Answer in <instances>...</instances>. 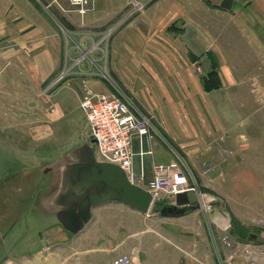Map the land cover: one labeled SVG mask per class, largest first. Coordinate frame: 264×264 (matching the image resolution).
<instances>
[{"label": "rangeland", "instance_id": "rangeland-1", "mask_svg": "<svg viewBox=\"0 0 264 264\" xmlns=\"http://www.w3.org/2000/svg\"><path fill=\"white\" fill-rule=\"evenodd\" d=\"M225 1L150 0L143 10H134L131 0H115L117 14L103 26H74L69 20L62 25L57 19L65 31L63 64L46 84L32 86L33 79L21 71L3 73L0 264H43L52 251L74 249L66 246L70 243L53 247L50 239L112 241L92 232L91 224L72 232L45 213H51L45 205L51 196L44 195L45 169L57 165L60 181L62 165L84 159L86 145L94 148L81 107L85 83L122 96L140 119H147L148 140L162 147L166 160L156 161L149 176L134 171V182L146 188L162 168L163 173L178 170L203 201L199 209L185 205L170 213L176 197L160 194L148 213L133 210L126 226L118 220L115 239H126L128 253L136 258L193 255L205 264L254 262L246 245L264 244V100L253 90L252 71H235L234 47L219 39L218 12ZM61 5L45 10L52 18H98L93 0L84 12L62 0ZM243 57L251 62V55ZM64 69L66 76L49 87ZM193 74L200 76L203 89ZM226 79L223 92L214 91ZM172 130L178 134L171 135ZM186 132L200 141L191 144ZM18 170L13 182L12 172ZM212 199L221 202L209 205ZM103 248L111 249L98 247Z\"/></svg>", "mask_w": 264, "mask_h": 264}, {"label": "crops", "instance_id": "crops-1", "mask_svg": "<svg viewBox=\"0 0 264 264\" xmlns=\"http://www.w3.org/2000/svg\"><path fill=\"white\" fill-rule=\"evenodd\" d=\"M115 3V0H93L95 15L98 18H52L45 8L53 5L61 7V0H0V87L4 86L5 82L3 73L8 70L24 72L33 79L32 86L46 84L63 64V36L65 31L62 26L58 25L57 19L62 25H64L63 20H69L74 26H80L83 23L97 27L103 26L110 23L116 16ZM126 3L124 2L120 9ZM218 13L221 23L219 39L223 46L234 47L238 60L235 64V71H252L253 88H255L253 90L259 100H264V0H227L224 5H220ZM233 36L236 39L234 43L232 42ZM214 51L216 52L213 50V53H215ZM231 51L233 52V50ZM195 53L200 54L202 52L195 51ZM216 53L215 55H217ZM247 55H251V62L245 63L247 61L243 56ZM221 68L223 70V67ZM225 68L227 70L229 67L226 66ZM230 77L232 78V76ZM236 77L239 79L241 76L237 73ZM193 80L197 82V86L200 85L199 89L204 88L200 76L193 74ZM227 82L226 79L223 87L214 91L222 93L223 89L227 87ZM16 112L17 117H19L18 111ZM170 133L171 135L178 134L174 130ZM185 136L191 144L200 141V136L193 137L194 139L188 138V136H192L191 132H186ZM144 139L146 143H144ZM153 148L156 155L153 154ZM12 149L15 148L12 147ZM94 151L96 154L95 147ZM134 152L133 164L138 176L141 172L140 169L144 170L145 176H149L152 165L156 161L166 160L161 145L157 142H150L148 135L135 137ZM141 152L145 153L141 155ZM69 165L61 166L60 181H58L57 165H50L44 171L46 180L44 195L51 194L45 200V205L48 204L51 207V213H48V210L45 213L53 215V218L66 230L69 229L57 218V210L65 208L69 201L68 195L62 189L63 178L70 168ZM14 171L12 172L13 182L18 181L20 176L19 170L17 175ZM133 210L144 213L116 200L103 202L92 207L91 217L82 228L91 224L92 232H102V235L97 234L112 241L109 243L106 240L105 242H96L93 238L50 239L49 242L53 247H63L65 246L63 243H70L66 246H71L74 249L67 254H64L62 250L52 251L49 255L44 256L43 264H106L110 259L128 253L130 250L126 239L122 241L115 239L117 229L114 224L119 220L126 226V216H132ZM128 230L131 235L132 226L129 223ZM106 245L111 247L109 252H106L105 248L103 250L98 249V247L102 248ZM246 246L251 247L247 248V251L250 253V258L254 260L252 264H264V256H262L264 244L260 248L257 247L259 245ZM261 251L263 252L261 253ZM136 259L137 264H197V262L205 264L199 257L193 255H178L176 257L143 255Z\"/></svg>", "mask_w": 264, "mask_h": 264}, {"label": "built area", "instance_id": "built-area-1", "mask_svg": "<svg viewBox=\"0 0 264 264\" xmlns=\"http://www.w3.org/2000/svg\"><path fill=\"white\" fill-rule=\"evenodd\" d=\"M60 1V0H59ZM72 5L79 6L84 12L86 5L91 0H62ZM150 0H131L134 10H143ZM109 29L106 35L112 33ZM105 35V36H106ZM76 61L75 64H78ZM68 69H64L54 78L49 87L61 81ZM81 107L86 114L90 128V140L94 139L93 145L98 153L100 161L111 162L121 166L129 179L134 182V140L136 136L143 137L149 132L147 119H140L128 102L114 91L95 89L88 83L83 85ZM145 152H141L143 155ZM146 187L153 196V203L160 194H177L186 192L189 188L178 170L171 173H163V168ZM141 177L144 170L141 169ZM135 183V182H134ZM106 264H137L134 255L126 253L110 259Z\"/></svg>", "mask_w": 264, "mask_h": 264}, {"label": "water", "instance_id": "water-1", "mask_svg": "<svg viewBox=\"0 0 264 264\" xmlns=\"http://www.w3.org/2000/svg\"><path fill=\"white\" fill-rule=\"evenodd\" d=\"M91 143L94 139L91 138ZM86 157L69 165L63 178L62 189L69 197L68 204L57 210V218L72 232H78L91 217L92 207L97 204L116 200L141 212H148L153 204V196L145 187L129 179L125 170L114 163L100 161L95 155L93 146L86 145ZM201 196L196 189L176 195V204L169 209L170 213L178 211V206L190 205L199 209ZM221 202L209 200L208 204Z\"/></svg>", "mask_w": 264, "mask_h": 264}, {"label": "bare ground", "instance_id": "bare-ground-1", "mask_svg": "<svg viewBox=\"0 0 264 264\" xmlns=\"http://www.w3.org/2000/svg\"><path fill=\"white\" fill-rule=\"evenodd\" d=\"M96 152H97V151H96ZM95 155H96L97 158H99L98 153H96ZM99 160H101V159L99 158ZM201 204H202L201 206L203 207V201H201ZM149 211H150V210H149ZM149 211H148V212H149ZM148 212H146V213H148ZM78 233H79V232H78Z\"/></svg>", "mask_w": 264, "mask_h": 264}]
</instances>
